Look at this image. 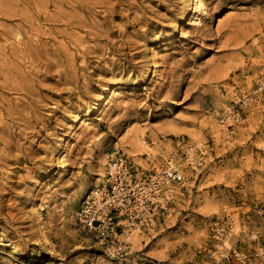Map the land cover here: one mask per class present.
<instances>
[{"label": "rangeland", "instance_id": "rangeland-1", "mask_svg": "<svg viewBox=\"0 0 264 264\" xmlns=\"http://www.w3.org/2000/svg\"><path fill=\"white\" fill-rule=\"evenodd\" d=\"M197 1L0 0V264L115 257L73 215L108 151L138 178L168 159L183 174L138 244L122 221L115 261L210 264L230 220L220 264H264V92L246 99L264 0ZM232 106L241 117L226 126Z\"/></svg>", "mask_w": 264, "mask_h": 264}, {"label": "built area", "instance_id": "built-area-1", "mask_svg": "<svg viewBox=\"0 0 264 264\" xmlns=\"http://www.w3.org/2000/svg\"><path fill=\"white\" fill-rule=\"evenodd\" d=\"M261 92H264V62L260 65L254 91L248 93L246 99L252 101ZM240 117V109L232 106L222 119V123L230 126ZM108 168L109 180L90 190L82 202V211L78 219L85 228L97 232L104 240L111 243L115 257H122L128 250L127 242L117 237V230L122 225V221L127 220L129 229L135 226H153L159 212L167 208L172 198L171 189L167 184L182 180L183 174L179 166L172 159H168L159 171L148 177L138 178L131 169V162L123 155L111 158ZM257 209L258 212L264 213V206H259ZM227 227L216 225L214 237L218 242L209 253L210 264H220L231 251V247L226 245L232 228L230 220ZM232 253L238 255L236 251ZM135 264L151 263L139 260Z\"/></svg>", "mask_w": 264, "mask_h": 264}, {"label": "bare ground", "instance_id": "bare-ground-1", "mask_svg": "<svg viewBox=\"0 0 264 264\" xmlns=\"http://www.w3.org/2000/svg\"><path fill=\"white\" fill-rule=\"evenodd\" d=\"M197 1V0H196ZM197 3L198 4H200V1H197ZM193 6V5H192ZM194 8H196V7H194ZM202 9V8H201ZM196 16V15H195ZM264 53V51H263V48H260V50H259V54L261 55V54H263ZM155 66V65H154ZM108 90V92H111V93H114V90H111V89H107ZM107 103H105V105H106ZM97 110H99V108H96ZM84 123H87V121L85 120L84 121ZM89 126V125H88ZM81 128V127H80ZM142 134V133H141ZM192 134V133H191ZM197 134V133H196ZM195 134V135H196ZM125 135H127V134H125ZM194 135V134H193ZM198 136V135H197ZM135 145L136 146H139L140 148H142V147H145L146 148V145H144V141H143V138H142V136L141 135H135ZM125 144H127V143H125ZM60 146V145H59ZM137 148V147H136ZM144 149V148H143ZM140 150V149H139ZM65 151V150H64ZM141 151H144V150H141ZM133 152H135V151H133ZM136 153V152H135ZM141 154V153H140ZM108 156H111V152L110 151H108V152H106L105 154H103L102 156H101V158H100V162H99V167H100V169H99V178H100V180H102V181H100V180H98V179H96L95 181H92V182H90L89 184H88V191H87V193L88 192H90V189L92 188V187H96L97 185H99L100 183H102V184H104V183H106L108 180H109V168H108V165H106V163L108 164V161L106 162V157H108ZM106 169H107V171H106ZM43 188V187H42ZM93 189V188H92ZM87 193L86 194H84L82 197L83 198H86L87 197ZM34 205V204H33ZM32 205V206H33ZM34 209V208H33ZM35 210V209H34ZM36 211V210H35ZM81 211H82V201H80V202H78V204H76L75 205V209H74V213H73V215H74V220H76V219H78L79 218V216L81 215ZM35 214V213H34ZM124 222H126V220H123ZM130 226V225H129ZM133 230L130 232L128 229H126L125 227H124V235L129 239V241L131 242V243H133V244H138L139 242H140V239H141V237L140 236H142V235H139V233L141 232V228L140 227H138V226H135L134 228H132ZM84 231L85 232H93L92 230H90V229H88V228H85L84 229ZM43 241V240H42ZM6 244V243H5ZM132 247V246H131ZM165 250V249H164ZM63 258V257H62ZM115 258H118V257H114V258H112V259H109L108 261L106 260V262H105V264H120V262L119 261H115L114 259Z\"/></svg>", "mask_w": 264, "mask_h": 264}]
</instances>
